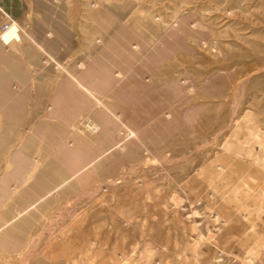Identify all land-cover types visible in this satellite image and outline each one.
I'll return each mask as SVG.
<instances>
[{
	"label": "rangeland",
	"instance_id": "rangeland-1",
	"mask_svg": "<svg viewBox=\"0 0 264 264\" xmlns=\"http://www.w3.org/2000/svg\"><path fill=\"white\" fill-rule=\"evenodd\" d=\"M12 22L0 264H264V0H0Z\"/></svg>",
	"mask_w": 264,
	"mask_h": 264
},
{
	"label": "bare ground",
	"instance_id": "bare-ground-1",
	"mask_svg": "<svg viewBox=\"0 0 264 264\" xmlns=\"http://www.w3.org/2000/svg\"><path fill=\"white\" fill-rule=\"evenodd\" d=\"M20 34L18 25L15 22H12L10 25L6 27L5 30L0 34V42L4 45L10 42L19 41ZM91 130H96L97 125L95 123H91Z\"/></svg>",
	"mask_w": 264,
	"mask_h": 264
},
{
	"label": "built area",
	"instance_id": "built-area-1",
	"mask_svg": "<svg viewBox=\"0 0 264 264\" xmlns=\"http://www.w3.org/2000/svg\"><path fill=\"white\" fill-rule=\"evenodd\" d=\"M7 26H8V24L5 23V24L3 25V27H2V29L5 30ZM86 126H87L89 129H91V126H92L91 122H87V123H86Z\"/></svg>",
	"mask_w": 264,
	"mask_h": 264
}]
</instances>
